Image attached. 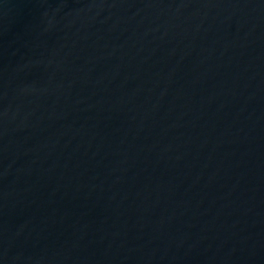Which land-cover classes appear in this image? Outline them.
Returning <instances> with one entry per match:
<instances>
[{"label": "water", "instance_id": "water-1", "mask_svg": "<svg viewBox=\"0 0 264 264\" xmlns=\"http://www.w3.org/2000/svg\"><path fill=\"white\" fill-rule=\"evenodd\" d=\"M0 264H264V0H0Z\"/></svg>", "mask_w": 264, "mask_h": 264}]
</instances>
